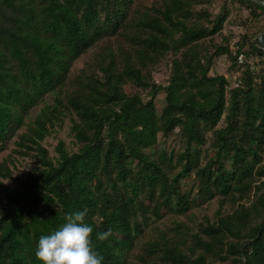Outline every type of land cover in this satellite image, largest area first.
<instances>
[{"label": "trees", "instance_id": "trees-1", "mask_svg": "<svg viewBox=\"0 0 264 264\" xmlns=\"http://www.w3.org/2000/svg\"><path fill=\"white\" fill-rule=\"evenodd\" d=\"M136 1L0 0V264L85 209L101 264H264V0L234 52L227 0Z\"/></svg>", "mask_w": 264, "mask_h": 264}, {"label": "rangeland", "instance_id": "rangeland-1", "mask_svg": "<svg viewBox=\"0 0 264 264\" xmlns=\"http://www.w3.org/2000/svg\"><path fill=\"white\" fill-rule=\"evenodd\" d=\"M146 2L144 0H137L136 5L138 7H141L145 4ZM222 3V0H217V5L214 8V11L216 12ZM227 4L230 7L231 11V16H230V21L226 23L225 28L223 29V34L224 36H227L228 44H229V49L232 50L233 52L237 49V44H239L242 41V35L247 34L250 36L251 40H254L255 37L258 35L256 34L255 36V30L257 29L258 23L256 21L251 20L248 25L245 26L243 25L244 20L247 18V11L243 8H240L237 4L234 3V0H227ZM233 22H232V21ZM220 40V39H218ZM246 48V47H245ZM239 57L240 63L247 61L250 66L258 70L259 68H263L264 66L262 65L261 61L259 58L256 57H245L243 54H239L237 58ZM239 62V61H238ZM78 66L81 65V62L77 64ZM230 61L227 57L225 56H219L216 58L214 65L210 71V74H224L226 77H228L230 81V86H235L236 83L238 82L236 77L238 76L239 72H235L232 75H230V72L228 69L230 68ZM169 69L162 65L160 68L154 72V80H158L159 82H165L167 75H168ZM164 93L160 92L158 95V104L160 106L164 105L163 101ZM48 100L50 101V97H48ZM38 109V108H37ZM32 115H35V111L32 113ZM68 125L69 121L66 120L63 128L59 129L56 128L54 132L48 137L46 146H48V149L50 150V154L54 156L56 154L54 150V146L57 142L58 139H62L65 141L66 145L68 148H73L72 147V137L69 136L68 132ZM166 146L169 145H175L176 146V137L173 135L164 143ZM7 151L3 152L0 155V159L5 156ZM28 161H23L22 162V167H27ZM216 209V203L210 204L208 207L205 205L202 207V211H197L195 212L198 216V218L202 217L204 213H206L209 216H212L214 210ZM167 221L166 219H163L162 223ZM161 223V224H162Z\"/></svg>", "mask_w": 264, "mask_h": 264}, {"label": "clouds", "instance_id": "clouds-1", "mask_svg": "<svg viewBox=\"0 0 264 264\" xmlns=\"http://www.w3.org/2000/svg\"><path fill=\"white\" fill-rule=\"evenodd\" d=\"M87 209L65 217L66 223L49 235H43L35 252L43 264H101L103 257L92 248V227L85 223ZM112 235L109 228L97 233V240L105 241Z\"/></svg>", "mask_w": 264, "mask_h": 264}, {"label": "built area", "instance_id": "built-area-1", "mask_svg": "<svg viewBox=\"0 0 264 264\" xmlns=\"http://www.w3.org/2000/svg\"><path fill=\"white\" fill-rule=\"evenodd\" d=\"M237 60H238V61H239V63H240V61H241V60H239V57L237 58ZM156 81H157V80H156Z\"/></svg>", "mask_w": 264, "mask_h": 264}]
</instances>
